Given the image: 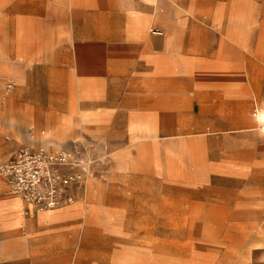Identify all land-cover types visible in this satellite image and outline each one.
<instances>
[{
  "label": "crops",
  "instance_id": "0c3cea01",
  "mask_svg": "<svg viewBox=\"0 0 264 264\" xmlns=\"http://www.w3.org/2000/svg\"><path fill=\"white\" fill-rule=\"evenodd\" d=\"M263 126L264 0H0V170L97 159L54 209L0 174V264H264Z\"/></svg>",
  "mask_w": 264,
  "mask_h": 264
},
{
  "label": "built area",
  "instance_id": "2783aa9c",
  "mask_svg": "<svg viewBox=\"0 0 264 264\" xmlns=\"http://www.w3.org/2000/svg\"><path fill=\"white\" fill-rule=\"evenodd\" d=\"M96 163L97 159L81 140L73 150L22 145L1 167L0 174L11 191L33 211H39L72 202L75 188L85 183Z\"/></svg>",
  "mask_w": 264,
  "mask_h": 264
},
{
  "label": "rangeland",
  "instance_id": "374dc122",
  "mask_svg": "<svg viewBox=\"0 0 264 264\" xmlns=\"http://www.w3.org/2000/svg\"><path fill=\"white\" fill-rule=\"evenodd\" d=\"M263 127H264V126H263ZM223 253H224L223 251H220V252H219L220 255H223ZM175 254H177V255H179V254H184V255L186 256V251H174V255H175ZM191 255H192V254L189 255L190 258H191ZM263 256H264L263 254H261V253L259 254V257H263ZM186 257H187V256H186Z\"/></svg>",
  "mask_w": 264,
  "mask_h": 264
},
{
  "label": "bare ground",
  "instance_id": "6f19581e",
  "mask_svg": "<svg viewBox=\"0 0 264 264\" xmlns=\"http://www.w3.org/2000/svg\"><path fill=\"white\" fill-rule=\"evenodd\" d=\"M25 214H27V213H25ZM29 216V215H28Z\"/></svg>",
  "mask_w": 264,
  "mask_h": 264
}]
</instances>
